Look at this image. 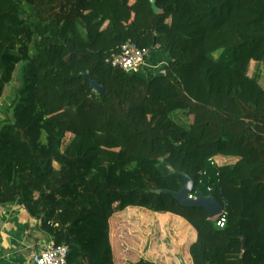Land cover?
<instances>
[{
    "label": "trees",
    "instance_id": "obj_1",
    "mask_svg": "<svg viewBox=\"0 0 264 264\" xmlns=\"http://www.w3.org/2000/svg\"><path fill=\"white\" fill-rule=\"evenodd\" d=\"M127 41L160 45L165 75L108 63ZM18 66L0 205L24 206L68 264H115L110 221L128 208L188 222L193 264H264V0H0V101ZM183 175L224 229L157 194Z\"/></svg>",
    "mask_w": 264,
    "mask_h": 264
},
{
    "label": "crops",
    "instance_id": "obj_2",
    "mask_svg": "<svg viewBox=\"0 0 264 264\" xmlns=\"http://www.w3.org/2000/svg\"><path fill=\"white\" fill-rule=\"evenodd\" d=\"M154 51L138 73L148 80L164 76L171 62ZM40 225L18 201L0 205V264H33L34 254L54 242ZM110 229L115 264H193L190 248L197 232L178 216L128 208L111 219Z\"/></svg>",
    "mask_w": 264,
    "mask_h": 264
},
{
    "label": "built area",
    "instance_id": "obj_3",
    "mask_svg": "<svg viewBox=\"0 0 264 264\" xmlns=\"http://www.w3.org/2000/svg\"><path fill=\"white\" fill-rule=\"evenodd\" d=\"M153 50H160V45H156L152 49H140L132 41H127L121 48L120 52L113 54L107 61L115 68H120L127 73L137 74L145 65ZM209 163L212 167H217V161L210 159ZM206 176V172L203 173ZM219 174L216 175L218 178ZM213 187L207 186V192L211 193ZM203 195L192 193L189 198L192 200L199 199ZM216 225L220 229H224L227 224V213L223 210L222 214L216 219ZM69 248L66 245H56L54 242L46 248L35 253L32 258L33 264H68Z\"/></svg>",
    "mask_w": 264,
    "mask_h": 264
},
{
    "label": "water",
    "instance_id": "obj_4",
    "mask_svg": "<svg viewBox=\"0 0 264 264\" xmlns=\"http://www.w3.org/2000/svg\"><path fill=\"white\" fill-rule=\"evenodd\" d=\"M87 77V76H85ZM92 90L98 94L103 95L106 93V90L99 85L98 83L94 81H90ZM184 177V186L181 189L180 192L175 193L172 191H157V194H168L172 195L181 206L186 208H201L205 209L210 217L211 220L216 219L218 216H220L223 212L222 205L217 202L213 197H205L201 196L199 199L192 200L189 198V196L192 194L195 188L194 181L187 175H183Z\"/></svg>",
    "mask_w": 264,
    "mask_h": 264
},
{
    "label": "rangeland",
    "instance_id": "obj_5",
    "mask_svg": "<svg viewBox=\"0 0 264 264\" xmlns=\"http://www.w3.org/2000/svg\"><path fill=\"white\" fill-rule=\"evenodd\" d=\"M155 51H161V50H155ZM154 51V52H155ZM221 53H217L213 55L214 60H218ZM21 68L22 66H18L17 70L14 74V77L11 81V83L6 87L4 96L2 97L0 101V125L2 122L7 120L8 118H11L12 113L10 110V107L13 103V101L16 98L17 92L21 88L22 82H21ZM63 111L60 109L59 111H54L52 114H61ZM70 141V138L67 140V143Z\"/></svg>",
    "mask_w": 264,
    "mask_h": 264
}]
</instances>
